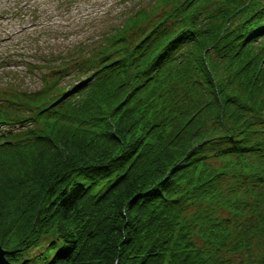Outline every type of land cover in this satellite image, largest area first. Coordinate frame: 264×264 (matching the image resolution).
Segmentation results:
<instances>
[{
  "label": "trees",
  "instance_id": "obj_1",
  "mask_svg": "<svg viewBox=\"0 0 264 264\" xmlns=\"http://www.w3.org/2000/svg\"><path fill=\"white\" fill-rule=\"evenodd\" d=\"M169 1L170 23L116 37L69 82L64 64L40 89L0 88L12 264H264V3L201 20Z\"/></svg>",
  "mask_w": 264,
  "mask_h": 264
},
{
  "label": "rangeland",
  "instance_id": "obj_2",
  "mask_svg": "<svg viewBox=\"0 0 264 264\" xmlns=\"http://www.w3.org/2000/svg\"><path fill=\"white\" fill-rule=\"evenodd\" d=\"M159 1L33 0L24 7L21 0H0V88L40 89L47 81L44 78L64 64H69V68L59 72L61 83L69 82L78 62L91 59L100 48H109L116 37L117 41L134 42L143 33L149 32L155 23H170V18L165 16L173 7V10L176 8L175 5L171 6L169 0L163 1V5ZM187 1L192 6L200 4L198 18L201 20L209 10L224 6L219 0L203 3L199 0ZM256 1L264 3V0ZM243 2L241 0L240 3ZM208 7V11L200 13V9ZM248 8L249 5H243L239 11ZM140 12H145L144 15L149 12L148 19L144 17L126 27V21ZM236 14L237 10L220 19L215 28H222L224 22V27L233 25ZM23 25L34 28L24 30ZM12 32L16 34L7 39L5 35ZM120 32L122 34H118ZM39 245L36 249L43 251L44 246L39 248Z\"/></svg>",
  "mask_w": 264,
  "mask_h": 264
},
{
  "label": "bare ground",
  "instance_id": "obj_3",
  "mask_svg": "<svg viewBox=\"0 0 264 264\" xmlns=\"http://www.w3.org/2000/svg\"><path fill=\"white\" fill-rule=\"evenodd\" d=\"M32 1L33 0H21V3L24 5V7L25 6H27V5H29L30 3H32ZM34 24H38L37 22H35ZM29 27V29H33L34 27L32 26V25H23V29L25 30V29H27ZM23 29H21V30H23ZM7 34V33H6ZM14 34H16V32L14 33V32H12V33H9V34H7V35H5V37L7 38V39H10V37L12 36V35H14Z\"/></svg>",
  "mask_w": 264,
  "mask_h": 264
},
{
  "label": "water",
  "instance_id": "obj_4",
  "mask_svg": "<svg viewBox=\"0 0 264 264\" xmlns=\"http://www.w3.org/2000/svg\"><path fill=\"white\" fill-rule=\"evenodd\" d=\"M0 264H12L5 256V250L0 244Z\"/></svg>",
  "mask_w": 264,
  "mask_h": 264
}]
</instances>
